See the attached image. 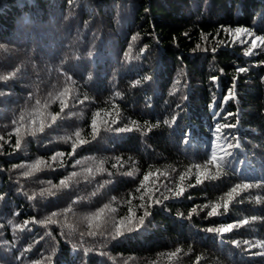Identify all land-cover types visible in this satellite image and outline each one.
Listing matches in <instances>:
<instances>
[{
	"label": "trees",
	"instance_id": "1",
	"mask_svg": "<svg viewBox=\"0 0 264 264\" xmlns=\"http://www.w3.org/2000/svg\"><path fill=\"white\" fill-rule=\"evenodd\" d=\"M255 35H264V0H0V264H264L254 255L264 249L243 244L264 240V187L234 194L226 214L221 199L237 184H264V45L244 54ZM217 122L237 125L224 132L240 147L219 175L213 166L198 173ZM41 124L44 132L28 134ZM125 126L133 130L115 131ZM56 152L64 155L52 161ZM37 159L47 164L31 176L13 167ZM178 187L185 191L174 197L168 189ZM141 204L151 215L128 232ZM216 204L220 215L208 217ZM243 219L229 233L206 231ZM118 225L124 235L113 240Z\"/></svg>",
	"mask_w": 264,
	"mask_h": 264
},
{
	"label": "snow or ice",
	"instance_id": "2",
	"mask_svg": "<svg viewBox=\"0 0 264 264\" xmlns=\"http://www.w3.org/2000/svg\"><path fill=\"white\" fill-rule=\"evenodd\" d=\"M223 28V26H221ZM223 30L225 32H228L229 34H234L235 36L239 37L241 34H246L247 36L251 37L253 36V33L248 29V28H245V27H237L235 28L234 30L233 29H228V28H223ZM185 35H188L187 33H185ZM133 40H135V37L132 38ZM247 41H241V43H246ZM259 42V44L257 43ZM261 45H264V35H255V38L252 39L251 41V45L250 47L245 51V55L248 56V55H251L252 54V49H255L257 47H260ZM0 47H3V45H0ZM197 49H200V45L197 44L196 46ZM203 51H207V49H202ZM131 51V49L129 48V52ZM213 52L216 51L215 48L212 49ZM129 52H126L125 55H129ZM141 52H143V49H141ZM237 71L239 73H243L245 71H247L246 68L244 67H240L237 69ZM12 75H15V73H13ZM0 79H3V78H0ZM69 80L72 79L71 76L68 77ZM144 79H151V77H145ZM211 80L215 81L217 79V77L213 76L210 78ZM140 84V81L137 80L135 82V84L133 85V87H135L136 85ZM65 91H67V89H65ZM117 95H119V93H117ZM186 99V97H184ZM233 98V93L230 91L228 93L227 96L224 97V100L227 101L228 99H231ZM40 102L37 101V104H39ZM64 107H66V105H64L62 103L61 105V111H63ZM177 107L179 108L180 106L177 105ZM232 113H228L227 116L224 117L225 121H227V117L228 116H231ZM176 117L173 116L172 117V121H175ZM24 120V116L21 115L20 117V121L23 122ZM52 120L55 121L56 120V116H53L52 117ZM13 124H16L17 121H13L12 122ZM34 123V122H33ZM113 123H116L115 120H113ZM171 122L169 120H164L163 121V124L165 125H169ZM132 124L133 125H136V122L135 121H132ZM159 122L155 125H151L149 126L148 128V131H151L152 128L154 127H159ZM91 127H92V135H93V139H95L96 135L98 134V130L96 128V120L93 119L92 120V124H91ZM137 128H139L138 125H136ZM237 125L234 124V123H228V122H225V123H220V122H217L214 126V131H213V136L215 137V140L213 142V148H212V151H211V158L209 160H207L205 162V164L201 165V164H196L194 167L198 170V173L201 169H208L209 166H213L216 168L217 170V175L220 174V172L222 171V166H221V161H223L225 159V156H231L232 152L230 151L231 149H234V148H238L240 147L239 143H233L232 141H236L238 138L237 136L234 134V133H231V132H224L225 129H234L236 128ZM133 129L131 127H120V128H116L115 131L117 132H131ZM39 131V132H44V125L41 124V126L39 127L38 130H28V134L29 135H32V136H35L36 135V132ZM14 133L16 135V141H15V145H14V148L15 149H20L21 148V142H22V138L20 136V129L19 127H17L16 129H14ZM12 133H9V136H11ZM76 136L79 137L80 136V132L77 131L76 132ZM4 137L3 136H0V140H3ZM223 140L225 142L224 145H220L218 144L217 142ZM5 143H10V141H5ZM81 144L83 143H86V141H80ZM3 145H0V148H2ZM75 147L76 145L73 144V153L75 152ZM220 148V150L223 152V155H218L217 153V148ZM73 153H69V155H72ZM64 155L63 152H56L52 157H51V160L52 161H56V158L58 156L62 157ZM119 159V158H117ZM77 164L81 163L79 160L76 161ZM47 162L44 161L43 159H37L34 163L32 164H28V165H14L13 167L14 168H20V167H27L29 169V171H25L22 173L23 176L25 177H28V176H31L34 174L35 171H39L40 170V165H46ZM48 167H51V165H47ZM61 166H63V164H61ZM85 171L87 172H91V169L88 168V169H85ZM189 171H191V169H189ZM78 174L73 172L70 174V176L67 178V179H71L72 177H75L77 176ZM109 175H111V173H109ZM126 175L128 176H132L133 173L132 172H127ZM152 175L151 172L145 174L143 176V180L141 181V184H140V187H144V182L145 181H148L149 180V177ZM185 178L184 175H181L180 176V180L183 181ZM207 178V177H206ZM212 179H215L216 177L213 176L211 177ZM49 184H51V181L48 182ZM107 183V182H105ZM196 183L197 184H201L203 183V180H201L200 178V175L197 174V179H196ZM60 185L61 186H67V182L66 180H61L60 181ZM53 187H57L56 185H53ZM252 187H264V184H256V185H252V184H237L236 186H234L227 194H226V197H221V199L223 200V209H224V213L226 214L229 210V205L232 203V201L235 199V195H239V191H242V190H247V189H250ZM137 192L140 191V188H137L136 189ZM169 192H172L173 193V196L174 197H179V196H182L185 189L183 187H178L175 191H173L172 188H169L168 189ZM43 194V192L41 193ZM235 194V195H234ZM93 195H95V192L93 193ZM34 197H29V199H33ZM191 198V197H189ZM115 199V198H113ZM141 200L144 199L143 196L140 197ZM165 200L169 199V197L165 196L164 197ZM257 202H261V198L260 197H257L256 198ZM240 203L243 202V200H240L239 201ZM128 203L130 204L131 201H128ZM155 203L159 204L161 203V201L159 199H157L155 201ZM140 208L143 209V215L139 216L138 217V223L135 225V228L133 227H128L126 230L128 232H131L133 230H136L138 229L140 226H142L144 224V221L145 219L151 215V212H150V205L148 207H145L144 204H141L139 205ZM204 207H207V205H205ZM221 207L220 204H216V205H213L212 206V209L211 211H209L207 213L208 217H212V216H216V215H220L219 213V208ZM105 208H108V205H105ZM71 209H68V211H70ZM104 211V209H100L99 212L95 213V215L99 216L100 213H102ZM197 211L196 207H193L191 212L189 213V218H191V215L192 213H195ZM129 214L130 216L129 217H125L124 219H129L130 220V217L131 216H134V213L132 212V209L129 208ZM57 213H52V216H56ZM178 215H184L183 213H178ZM124 219L120 220L119 221V224H123L124 223ZM253 220H256L258 219L257 217H252ZM47 222H54L52 221L51 219V216L47 218V221H39V223L41 224H45ZM9 223H11V221H9ZM25 224H27V221L25 222ZM249 224V220L248 219H243V220H240V221H237L235 223H227V224H224L220 227H209L206 229L207 232L209 233H218V234H224V233H229V232H232L233 229H238L244 225H247ZM0 227H3V225H0ZM16 228H20L21 226L20 225H15ZM100 234H103V233H100ZM83 235V233H82ZM88 235L89 236H95L97 235L96 232H92V231H89L88 232ZM124 235V231L121 230V228L118 226L115 227L114 229V232L111 234V238L113 240L117 239L118 237ZM4 244H8L9 241L5 240L3 242ZM233 243L239 245L241 242L240 241H233ZM243 244L245 245H248L249 249L251 248H261V249H264V240H256L255 242H252V241H249V240H244L243 241ZM74 248H76V245H73ZM30 249H26V251H28ZM92 249H84L85 251V254H87L89 251H91ZM181 250L180 249H177L176 252L174 253H171L170 255L172 256H175L177 253H179ZM101 255H107V253H101ZM254 255H258V256H264V251H260V252H257V253H254ZM48 260H51V257H48L47 258ZM199 260V258H197ZM34 264H40L39 261H36L34 262ZM125 264H127V262H125Z\"/></svg>",
	"mask_w": 264,
	"mask_h": 264
}]
</instances>
